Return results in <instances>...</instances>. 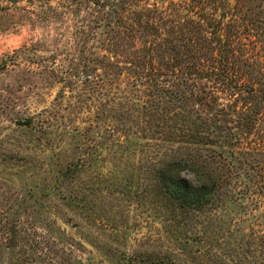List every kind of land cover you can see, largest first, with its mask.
I'll return each mask as SVG.
<instances>
[{"label":"rangeland","instance_id":"obj_1","mask_svg":"<svg viewBox=\"0 0 264 264\" xmlns=\"http://www.w3.org/2000/svg\"><path fill=\"white\" fill-rule=\"evenodd\" d=\"M132 2H184L198 34L213 20L234 25L264 78V0ZM91 9L78 0H0V264H264L263 203L239 197L183 209L157 178L186 148L217 147L210 137L264 172V137L246 154L248 135L226 142L229 132L217 128L234 127L239 113L190 98L167 106L148 76L136 85L121 73L107 95L79 57L81 43L90 57L106 54L102 29L83 39Z\"/></svg>","mask_w":264,"mask_h":264},{"label":"trees","instance_id":"obj_2","mask_svg":"<svg viewBox=\"0 0 264 264\" xmlns=\"http://www.w3.org/2000/svg\"><path fill=\"white\" fill-rule=\"evenodd\" d=\"M132 1L78 0L80 4H93L83 39L96 36L98 29H102L100 45L106 54L90 53L93 55L90 57L87 45L81 43L78 47L82 67L93 75L95 85L112 95V87L118 89L114 84L121 73H128L129 80L136 85L145 83L148 76L155 93L167 95V106H176L175 99L190 98L209 109L219 106L226 117L239 113L237 120L230 121L235 122V128L229 125L217 128L223 135L229 132L226 142L248 135L251 147L246 154L253 153V143L264 137V78L259 68L245 58L248 52L239 48L244 47L241 31L234 25L225 27L221 21L213 20L209 30L198 34L200 23L185 14L192 11L183 6L184 2H170L165 8L164 4L140 7ZM252 43L250 50L256 48ZM138 44L142 47L137 48ZM161 56L160 68L155 59ZM91 61L94 66L89 65ZM158 78L163 79L162 86ZM236 128L241 133H236ZM202 139L200 136L198 141L205 142ZM206 141L217 147L190 146L184 156L157 171L160 176L157 178L163 180L161 193L183 209L211 208L239 197H253L252 202L264 204V172L255 170L257 164L235 158L231 143L225 148L218 138ZM183 173L193 176V181ZM240 184L244 186L238 192ZM20 236L16 229V240ZM260 239L264 248V236ZM35 252L38 254L39 249L35 248Z\"/></svg>","mask_w":264,"mask_h":264}]
</instances>
